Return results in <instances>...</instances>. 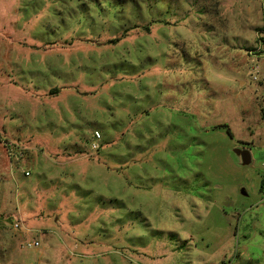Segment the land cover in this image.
I'll return each mask as SVG.
<instances>
[{"label":"rangeland","instance_id":"obj_1","mask_svg":"<svg viewBox=\"0 0 264 264\" xmlns=\"http://www.w3.org/2000/svg\"><path fill=\"white\" fill-rule=\"evenodd\" d=\"M263 38L264 0H0V264H264Z\"/></svg>","mask_w":264,"mask_h":264},{"label":"water","instance_id":"obj_2","mask_svg":"<svg viewBox=\"0 0 264 264\" xmlns=\"http://www.w3.org/2000/svg\"><path fill=\"white\" fill-rule=\"evenodd\" d=\"M235 152L241 158L242 164L247 165L250 164L252 161L251 152L247 148L239 147L235 149ZM245 193V191H244Z\"/></svg>","mask_w":264,"mask_h":264},{"label":"built area","instance_id":"obj_3","mask_svg":"<svg viewBox=\"0 0 264 264\" xmlns=\"http://www.w3.org/2000/svg\"><path fill=\"white\" fill-rule=\"evenodd\" d=\"M96 136L99 137L100 136V133L99 132H96ZM28 174V173H27ZM16 227H19V224H15ZM35 246H39L40 245V242L39 241H35L34 243Z\"/></svg>","mask_w":264,"mask_h":264},{"label":"crops","instance_id":"obj_4","mask_svg":"<svg viewBox=\"0 0 264 264\" xmlns=\"http://www.w3.org/2000/svg\"><path fill=\"white\" fill-rule=\"evenodd\" d=\"M245 148H247V147H245ZM247 149H249V150H250V152H251V149H250V148H247Z\"/></svg>","mask_w":264,"mask_h":264},{"label":"trees","instance_id":"obj_5","mask_svg":"<svg viewBox=\"0 0 264 264\" xmlns=\"http://www.w3.org/2000/svg\"><path fill=\"white\" fill-rule=\"evenodd\" d=\"M263 40H264V38H263ZM263 186H264V183H263ZM263 186H262V187H263Z\"/></svg>","mask_w":264,"mask_h":264}]
</instances>
